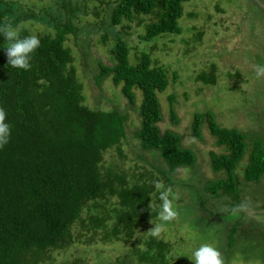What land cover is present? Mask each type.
I'll return each mask as SVG.
<instances>
[{
    "label": "trees",
    "instance_id": "16d2710c",
    "mask_svg": "<svg viewBox=\"0 0 264 264\" xmlns=\"http://www.w3.org/2000/svg\"><path fill=\"white\" fill-rule=\"evenodd\" d=\"M188 1L118 0L106 29L115 33L116 39L110 50L111 66L98 63L99 73L94 76L97 84L111 76L131 105L136 102L135 91L141 94L140 127L134 136L141 149L163 161L167 169H162L161 163L159 171L170 182L175 169L194 166L195 155L180 145L181 136L173 131L161 132L158 127L162 120L158 94L169 83L166 70L153 64L149 53H141L138 62L131 63L129 47L115 28L135 21L141 26L140 17H146L149 20L139 35L143 43L178 35L182 31L183 4ZM50 17L55 34L37 36L40 47L31 54L28 71L8 64L6 49L11 42L0 31V108L11 126L9 142L0 148V264H86L88 250L85 255L75 253L64 261V255L59 254L77 243L89 249L118 243L124 249L111 261L96 254V264H170L174 261L172 244L152 235L142 237L141 229L149 223H171L159 219V192L142 176L128 178L103 160L108 151L127 141V116L118 110L102 111L85 105L72 55L65 46L66 35L77 31L78 26L70 18L60 24L62 16L58 13ZM22 19L9 1L0 0V27L10 23L15 28ZM17 31L21 39L31 35L21 26ZM211 67L209 73H199L196 80L214 83L215 67ZM171 116L176 120L173 110ZM203 120L217 145L224 147V153H211L210 160L212 170L225 178L206 181L203 193L191 184L188 202L176 210L185 211L184 220L202 235L203 228L193 222L194 217L200 216L199 222L206 227L216 226L231 250L240 243L241 236H235L239 221L227 234L231 214L221 212L216 201L239 194L235 170L249 150V139L252 148L243 176L247 183L264 187V144L254 134L221 127L209 112L195 115L192 129L197 137ZM211 199L216 200L206 208ZM221 216L222 220H217ZM222 232L226 233L224 238ZM247 239L259 248L264 264V231H255ZM197 244L203 245L199 241ZM252 248L238 251L250 253ZM228 251L221 253L225 264L238 254Z\"/></svg>",
    "mask_w": 264,
    "mask_h": 264
},
{
    "label": "rangeland",
    "instance_id": "374dc122",
    "mask_svg": "<svg viewBox=\"0 0 264 264\" xmlns=\"http://www.w3.org/2000/svg\"><path fill=\"white\" fill-rule=\"evenodd\" d=\"M6 1L13 6L16 15L24 18L15 27L16 30L21 26L31 35L54 36V23L50 21V16L57 13L62 16L60 24L64 25L70 18L74 26H78L77 31L66 35L65 46L72 55V66L82 86L85 105L102 111L118 110L127 116V141L122 142L118 149L114 147L108 151L103 160L125 172L128 178L133 176L137 179L142 176V180L150 183L159 194L162 190H157L154 184L162 181L163 190H172L170 198L174 197L175 208L188 202L193 186L203 193L206 181L225 178L223 173L212 170L210 160L211 153H224V147L217 145L207 128L206 120H203L200 127V136L193 134L192 124L196 114L209 112L221 127L254 134L253 137L264 144V77L257 78L254 68L255 65H264V0H189L183 4L181 33L159 37L154 42L143 43L139 39L141 28L149 18L140 17L143 24L141 26L135 23L137 21L116 26V33L129 47L131 63L138 62L144 52L150 54L153 64L166 70L169 83L167 89L158 94L162 113L158 127L161 132L173 131L181 136L180 145L195 155L194 166L175 169L170 175L171 182L159 171L158 166L163 161L141 149L134 136V132L140 127L138 107L141 94L135 91L136 102L131 105L122 95L120 87L113 84L111 76L104 77L99 84L94 79L99 73L98 63L111 66L110 50L116 39L115 33L106 29L118 0ZM66 5L69 6L68 9L65 8ZM41 17L45 18L43 22L38 20ZM211 66L215 67L214 83L209 85L197 81L196 76L202 72L209 73ZM174 74H177L176 79ZM172 95L174 98L171 100L169 98ZM172 110L176 114V120L171 116ZM248 142L249 150L235 170L239 194L237 192L229 195V198H217L216 204L233 207L248 200L255 213L264 215V187L262 190L247 183L243 176L252 148L251 140ZM161 168L167 169L164 163ZM215 200L211 199L210 205L206 204L205 207L212 206ZM183 213L185 211L179 212L181 219L163 224V231L157 237L173 246L171 251L174 261L170 264H194L193 253L201 246H198V241L219 248L222 254L227 253L229 249L224 245L226 241L219 236L220 229L213 225L206 227L199 222L200 216L194 217L193 222L203 228L204 236L190 221L184 220ZM229 217L227 234L231 226L239 221L235 236L241 238L238 246L228 251L238 253H235L237 255L228 264H263L261 251L246 238L255 231H264V223L249 219L243 213L239 218ZM221 218L222 216L217 220H222ZM157 224L159 223L154 221L144 226L141 229L142 237L151 235L148 230ZM205 228H208V235ZM225 234L222 232L223 238ZM100 246H90L89 249L83 243L70 244L64 253L59 254L64 255V261L75 253L85 255L84 252L88 250L85 255L86 264H96V254L111 261L124 252L118 243ZM251 246L255 248L250 253L238 251L239 248L240 251H245L246 247Z\"/></svg>",
    "mask_w": 264,
    "mask_h": 264
},
{
    "label": "clouds",
    "instance_id": "9594fccd",
    "mask_svg": "<svg viewBox=\"0 0 264 264\" xmlns=\"http://www.w3.org/2000/svg\"><path fill=\"white\" fill-rule=\"evenodd\" d=\"M0 31L3 32L5 39L11 42L6 49L8 64L13 68L25 71L30 70L31 54L40 47V39L36 35H30L22 39L19 38L18 31L10 23L0 27ZM254 68L257 78L264 77V65H255ZM5 121L6 112L3 108H0V148H3L9 142L11 134V126ZM154 187L157 190L163 189V182H155ZM170 197H172L171 188L160 191L159 199L162 201V204L160 205L159 219L162 222H172L179 216V212L173 204L174 197ZM220 211L230 212L231 216L236 218H239L243 213L249 219H254L258 223H264V215L255 213L251 202L248 200L241 201V203L230 209L227 206H221ZM148 231L152 236L159 237L163 231V224H157ZM193 256L194 264H225L221 252L209 244L201 245L194 251Z\"/></svg>",
    "mask_w": 264,
    "mask_h": 264
}]
</instances>
